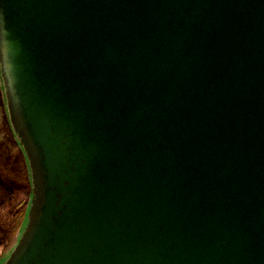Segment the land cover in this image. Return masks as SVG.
Wrapping results in <instances>:
<instances>
[{"label":"water","instance_id":"1","mask_svg":"<svg viewBox=\"0 0 264 264\" xmlns=\"http://www.w3.org/2000/svg\"><path fill=\"white\" fill-rule=\"evenodd\" d=\"M0 74L4 264H264V0H0Z\"/></svg>","mask_w":264,"mask_h":264},{"label":"rangeland","instance_id":"2","mask_svg":"<svg viewBox=\"0 0 264 264\" xmlns=\"http://www.w3.org/2000/svg\"><path fill=\"white\" fill-rule=\"evenodd\" d=\"M22 153L10 129L0 84V264L5 263L17 246L27 222L31 196ZM10 175L12 178L8 180ZM3 181L12 188L11 192L1 189Z\"/></svg>","mask_w":264,"mask_h":264},{"label":"trees","instance_id":"3","mask_svg":"<svg viewBox=\"0 0 264 264\" xmlns=\"http://www.w3.org/2000/svg\"><path fill=\"white\" fill-rule=\"evenodd\" d=\"M11 178H12V177H11V175H10V177H9L8 180H10ZM1 189H2V190H5V191H7V192H11V189H12V188L7 186L6 181H3V182H2V185H1ZM19 226H20V225H19ZM19 226H18V227H19ZM18 230H20V229L18 228Z\"/></svg>","mask_w":264,"mask_h":264},{"label":"flooded vegetation","instance_id":"4","mask_svg":"<svg viewBox=\"0 0 264 264\" xmlns=\"http://www.w3.org/2000/svg\"><path fill=\"white\" fill-rule=\"evenodd\" d=\"M0 84H1V79H0ZM1 89H2V84H1ZM2 92H3V89H2ZM3 100H4V104H5V97H4V93H3ZM14 138V137H13ZM15 140V139H14ZM15 143H16V141H15ZM16 145H17V143H16ZM18 146V145H17ZM19 148V147H18ZM20 149V148H19Z\"/></svg>","mask_w":264,"mask_h":264}]
</instances>
